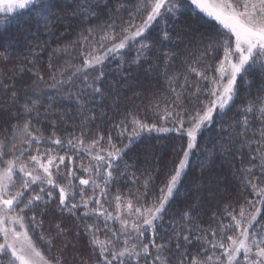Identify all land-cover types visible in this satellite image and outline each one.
<instances>
[{
	"label": "trees",
	"instance_id": "trees-1",
	"mask_svg": "<svg viewBox=\"0 0 264 264\" xmlns=\"http://www.w3.org/2000/svg\"><path fill=\"white\" fill-rule=\"evenodd\" d=\"M89 3L96 13L91 19L87 18L86 5ZM135 4L136 0H50L49 8L40 15L25 11L11 22L6 16H0V141L9 144L13 139L14 126L22 127L26 121H30L29 131L34 136L42 134L45 141L53 138V133L62 141L83 134V147H86L98 136H103L97 148L106 150L108 137L111 136L112 142L120 148L129 142L134 127L131 123L133 117L141 123L155 124L157 127L165 124L161 115L165 105L172 101L169 81L176 77L173 86L178 90L184 84L185 75L188 76L189 85L194 80L198 81L195 73L188 72V65L196 57L205 54L204 63L194 66L207 67L209 71L206 74L215 76L223 52L205 53V45L210 42L205 37L215 33L220 26L195 10L188 0H183L180 12L167 24L170 39L161 41L164 25L161 22L155 23L146 34L147 44L151 46L146 56H141L139 63L133 62L141 50L140 44H135L125 50L123 57H110L104 62V77L94 85L100 87L101 92H94L93 87L88 86L93 83L92 76L83 81L76 70L83 66L90 52L93 54L99 48L98 45L93 47L94 41L99 39V26H106L112 20L123 23L131 19L129 14L135 11ZM136 22L140 23L139 20ZM89 28L94 29L91 36L87 32ZM166 61L169 62L167 66ZM89 72L94 75V70ZM69 78L70 83H59ZM250 79V84H244L238 79L236 87L239 95L229 105L226 114L221 117L215 115L212 125L200 131L188 167L166 205L164 218L159 222L162 227L157 228L156 242L169 244L167 255L171 264H177L171 259L177 251L178 242L174 231L189 236L192 243L185 244L180 239L179 251H187L194 256L198 250L203 251L207 247L194 239L204 234L198 229H218L221 221L228 223L231 219L225 216L226 209H234V214H238L242 206L248 207L249 201L255 203L257 197L248 185V180L264 187L261 161L252 158L256 155L253 149L264 146L252 144L250 149L244 143L245 140L260 139L257 131L259 119L250 121L251 127L244 136L237 135L241 131L237 120L243 123L244 105L257 96H264V92L259 91L264 87L260 74H250ZM201 83L199 100L188 93L183 97L185 124H188L190 114L210 103L211 96L204 94L207 82ZM188 92H191L190 87ZM154 102L159 104V108L153 106ZM26 106L32 111L26 112ZM167 126H172L170 121ZM124 128L127 131L121 135ZM131 138L132 143L125 150L123 158L115 161L111 169L113 179L105 189L106 195L99 196L100 189L95 190L103 205L100 210L105 214L110 212L112 205H116L117 195L121 197V204L130 199L135 206H151L175 173L188 143V137L178 132L144 130ZM21 147L27 148L28 145H18L17 151ZM44 147L59 146L41 143V149ZM96 150L92 149L93 152ZM31 154H37L35 148ZM59 154L65 155V150ZM100 154L106 155V152ZM14 155L9 153L8 158L12 159ZM67 155L72 157L71 164L66 157L62 165V170L67 171L57 175L54 170V176L58 183L66 184L67 181L61 177L67 176L70 168L75 173L72 183L79 188V178H88L87 173L81 170V165L87 168L97 162L84 151H80L78 156L74 152ZM249 169L251 172H248ZM101 172L104 173V170L101 169ZM146 180L147 189L143 186ZM99 183L103 186V179ZM81 188L84 189L85 197L92 196V191L83 185ZM54 195L58 196V192H54ZM96 207V200L93 199L89 208ZM257 207L259 213L256 223H259L264 221V205ZM41 208L42 214L26 212L23 215L26 219L36 215L37 220L42 221L40 227H30L29 234L47 260L53 264H101L98 249L94 250L91 236L86 231V225L94 222V216H83V208L77 210L75 215L61 211L55 199L41 205ZM249 211L253 209L249 208ZM103 218L104 226L97 219L100 229L96 233L97 237L101 241L111 240L113 245L122 247L120 240L112 239L113 232L119 233L118 226H113L115 230L106 228ZM55 219L63 230L60 234H57ZM47 225L51 235L42 231ZM41 234L44 239L40 238ZM150 238L151 233H147L146 240ZM208 239H212L210 233ZM48 240H51L50 244ZM220 251L217 250V255ZM57 252L62 258L56 255ZM150 252L155 255V249L151 246ZM209 254L204 253L205 256ZM140 264H145L143 258ZM147 264H152L151 257Z\"/></svg>",
	"mask_w": 264,
	"mask_h": 264
},
{
	"label": "snow or ice",
	"instance_id": "snow-or-ice-1",
	"mask_svg": "<svg viewBox=\"0 0 264 264\" xmlns=\"http://www.w3.org/2000/svg\"><path fill=\"white\" fill-rule=\"evenodd\" d=\"M188 2L194 6L195 10L220 26L215 33L205 37L210 41L205 45V53L222 50L223 58L215 69L218 73L216 77L206 74L209 68L194 66L204 63L206 55L202 54L188 65V72L195 73L199 78L198 81L194 80L189 85L188 76L185 75L183 77L184 84L179 86V90L173 86L176 77L169 81L172 101L170 104H166L163 109L161 119L165 121L164 125L157 127L155 124H144L133 117L131 123L134 127L128 144L117 148L109 136L108 149L106 150L97 148L99 142L104 139L103 136H98L86 147H83V134L62 141L53 133V138L45 141L42 139V134L34 136L29 131L30 121H26L22 127L14 126L13 139L9 144L6 145L4 141H0V165H5L0 167V264H48L29 235L30 227L38 228L42 221H38L36 215H31L26 219L23 214L26 212L42 214L41 205H46L54 199L58 201L61 211H67L72 215L83 208L85 211L82 215L85 217L90 215L96 219L105 217L106 228L108 219L119 220L122 235L118 236L113 232L112 239L120 240L122 247L113 245L111 240L101 241L96 235L100 229L95 220L92 224L86 225V231L91 236L93 248L94 250L98 249L99 256L102 258L101 264H140L142 258L147 264L149 257L152 259V264H171L167 255L169 244L156 242L157 228L162 227L159 222L164 218L166 205L177 190L181 177L188 167L189 156L196 147L197 134L202 128L212 125L214 114L218 117L226 114L229 105L239 95V89L236 87L238 78L244 84H250V74L258 72L261 76V83L264 84V0H188ZM49 4L50 0H8L7 6H5L3 0H0V13H5L6 18L11 22L23 15L25 11L40 15L49 8ZM182 4L183 0H136L135 11L129 14L131 19L123 23L112 20L106 26H99V39L94 41L93 47L98 45L103 49V52L96 56H92L90 52L89 57L91 58H85L83 66L77 68V73L80 74L83 81H87L91 75L93 83L88 86L93 87L96 93L101 92V88L94 87V85L105 75L104 62L116 55L123 57L125 50L135 44H140L141 50L137 52V59L133 61L139 63V58L146 56L147 51L151 50V46L147 44L148 37L145 33L155 23L161 22L164 25L161 41L169 40L168 21L177 16ZM86 7L87 18L91 19L96 14L95 10L90 3ZM7 14L13 15L8 16ZM137 20L140 23H137ZM93 31V28L87 29L89 36L93 34ZM140 37L144 39H138ZM165 63L167 66L169 62ZM89 69L94 70V75L89 72ZM204 81L207 82L204 94L211 96L212 100L203 109H198L194 114H190L188 117L189 126L185 127L183 112L186 110L183 109V97L188 93L199 100L202 91L201 82ZM70 82L71 78L68 81H59L61 84ZM188 87L191 88V92H188ZM259 91L264 92V87ZM153 106L159 108V104L155 102ZM169 107H171V111H169ZM25 111L31 112L32 109L26 106ZM242 117V124H240V119L237 120V124L241 126V131L237 135L244 136L247 129L251 127L250 121L258 118L260 124L257 131L260 139L258 141L255 139L245 140L244 143L250 149L252 144L264 146V96H257L255 100H249L243 107ZM169 121L171 127L167 126ZM144 130L164 133L178 132L181 135H186L188 143L183 152V158L166 186L160 190V196L157 200L152 201L151 206L141 204L134 207L130 199L126 201L129 215H134L131 222L127 219H120L119 216L113 217L111 213L106 216L105 212L100 210L103 205L100 204L95 190L100 189L99 196L106 195L105 189L113 179L111 169L115 161L123 158L125 150L132 143L131 137L138 136ZM126 131L127 129L124 128L120 134L124 135ZM41 143H50L59 147L41 149ZM24 144H27L28 147H21L17 151L18 145ZM33 148L37 154H31ZM93 148L97 150L93 152ZM61 150H65V155L59 154ZM80 151L86 152L97 162L87 168L81 165V170L88 173V178H79V185L90 187L93 193L90 197L84 196L83 188L77 193L76 186L72 183L75 173L70 168L68 175L61 177L67 181L66 184L58 183L54 176V170L57 175L62 171L60 165L65 164L66 157L71 164L72 157L67 153L74 152L78 156ZM253 151L256 155L252 158L261 161L260 168L264 173V147H257ZM101 152H106V155H101ZM9 153L15 154L12 159L8 158ZM26 153L27 155H25ZM93 168H95V172H93ZM101 169L104 170V173L101 172ZM17 172L21 175L14 179V173ZM248 172H251V169ZM244 178L247 179V176ZM100 179H103V186L99 183ZM149 179H151L150 176ZM34 185L36 188H33ZM248 185L257 197L255 203L249 201L248 207L242 206L238 214H234V209H226L225 216L231 219L228 223L221 221L218 229H198L204 234L196 236L194 239L207 245L203 251L198 250L194 256L187 251L180 252L179 240L182 239L185 244H191L192 240L188 235H180L174 231L173 234L178 237V242L176 243L177 251L171 259L175 260L177 264H264V221L256 223L259 213L257 205H264V187L256 185L251 180H248ZM143 186L145 189L148 188L147 180ZM54 192H58V196L54 195ZM93 199L96 200L98 207L90 209L89 204ZM115 200L117 201L116 208L119 210L121 197L117 195ZM249 208L253 211H249ZM185 216L188 214L185 213ZM189 219L191 218L189 217ZM57 229V234L63 231L59 225H57ZM188 231L192 230L188 229ZM229 232L232 234H228ZM147 233H151V238L145 240L144 237ZM209 233L212 236L211 240L208 239ZM40 238L44 239L43 234ZM47 242L50 244L51 240ZM150 246L155 249L154 256L150 252ZM217 250H222L219 255H217ZM206 252L211 254L205 256ZM189 256H191L190 260Z\"/></svg>",
	"mask_w": 264,
	"mask_h": 264
},
{
	"label": "rangeland",
	"instance_id": "rangeland-1",
	"mask_svg": "<svg viewBox=\"0 0 264 264\" xmlns=\"http://www.w3.org/2000/svg\"><path fill=\"white\" fill-rule=\"evenodd\" d=\"M3 3H4V5L5 6H7V3H8V0H3ZM7 15H11V14H7ZM0 16H6V14L5 13H0ZM155 25V24H154ZM153 25V26H154ZM150 31V29L148 30V32ZM147 34V32L145 33V35ZM141 38H143V37H140V38H138V39H141ZM102 52H103V49H101V48H96L95 50H94V52H93V54H92V56H96V55H100V54H102ZM87 58H91V57H87ZM89 70H93V69H89ZM216 76H218V73L216 72V74H215V76L214 77H216ZM239 79V78H238ZM238 81V80H237ZM237 86V85H236ZM211 100H212V97H211ZM211 100H210V102H211ZM216 114H214V116H215ZM214 118V117H213ZM189 126V124H185V127H188ZM200 133V132H199ZM198 133V134H199ZM198 134H197V137H198ZM193 151V150H192ZM192 153V152H191ZM190 157V156H189ZM5 166V165H4ZM4 166H2V165H0V167H4ZM60 168L61 169H64L63 167H62V165H60ZM186 170V169H185ZM67 170H65V171H63L62 170V173H65ZM95 172V171H94ZM19 175H21V174H19L18 172L17 173H14V179L17 177V176H19ZM87 176H88V173H87ZM88 191H91L90 189H88V187H86V186H84ZM81 189V185L79 186V188H76V191H79ZM91 195H93V194H91ZM87 197H90V196H87ZM117 204V203H116ZM134 207H135V205H133ZM112 207V209L110 210V212H108V213H111L112 214V216L113 217H115V216H119L120 217V219H127V220H129L130 222L134 219V215L133 216H130L129 215V209L127 208V206H126V201L124 202V203H120V209L118 210L117 208H116V205H112L111 206ZM108 213H106L105 215L107 216V214ZM103 217L102 218H100L99 217V222H100V224L102 225V226H104V224H103ZM92 220H95V222L96 223H98V221H97V219L96 218H93ZM45 222V221H44ZM107 223H109V224H111V225H108V227L109 228H114L113 226L114 225H117L118 226V230H119V233H116L118 236L119 235H122V233H121V231H120V223H119V220H115V219H108L107 220ZM113 224V225H112ZM54 225L55 226H57V225H59V223H58V221L56 222V219L54 220ZM114 230H115V228H114ZM42 231H45L47 234H50L51 235V231L49 230V225H47L46 227H44L43 228V230ZM30 235V234H29ZM108 239H110V237H108ZM144 239L146 240V235H145V237H144ZM33 241V240H32ZM34 243V242H33ZM130 243H132V241H130ZM35 244V243H34ZM36 246V245H35ZM38 249V248H37ZM39 250V249H38ZM40 251V250H39ZM41 252V251H40ZM42 253V252H41ZM63 255H65L64 253H62ZM42 255L45 257V255L42 253ZM56 255L59 257V258H62V256L57 252L56 253ZM242 257V256H241ZM45 259L47 260V258L45 257ZM48 261V264H53V263H51L49 260H47Z\"/></svg>",
	"mask_w": 264,
	"mask_h": 264
}]
</instances>
